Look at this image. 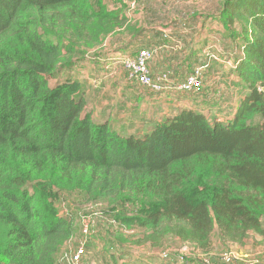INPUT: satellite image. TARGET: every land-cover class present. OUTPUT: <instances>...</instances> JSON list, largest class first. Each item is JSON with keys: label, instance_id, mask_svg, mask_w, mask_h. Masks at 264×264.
I'll list each match as a JSON object with an SVG mask.
<instances>
[{"label": "trees", "instance_id": "trees-1", "mask_svg": "<svg viewBox=\"0 0 264 264\" xmlns=\"http://www.w3.org/2000/svg\"><path fill=\"white\" fill-rule=\"evenodd\" d=\"M215 19L247 87L232 119L188 107L124 135L64 73L135 36L129 16L104 0H0V264H60L77 230L67 195L106 209L97 223L120 249L172 238L208 255L264 237V0H225Z\"/></svg>", "mask_w": 264, "mask_h": 264}, {"label": "rangeland", "instance_id": "rangeland-1", "mask_svg": "<svg viewBox=\"0 0 264 264\" xmlns=\"http://www.w3.org/2000/svg\"><path fill=\"white\" fill-rule=\"evenodd\" d=\"M104 1L111 9L119 8L128 15L130 24L139 31L124 38L116 34L109 36L97 51L107 56L91 51V56L85 57L86 61L79 63L77 69L64 73L76 79L81 77L80 81L86 83L88 112L96 113L95 118L100 120L110 112L115 117L111 122L113 128L124 135L136 136H144L159 121L188 107L209 114L211 119L216 117L223 122L232 119L247 87L236 70L241 53L223 35L222 25L216 23L215 17L219 16L225 0ZM144 48L156 51L149 62L153 77L170 71V77L179 80L194 68L207 66L203 87L189 94L174 91L159 94L146 89L133 67L124 61L134 58ZM99 80L102 84L96 87ZM52 83L56 84L57 80L53 79ZM103 88L104 93L100 92ZM60 209L63 216L72 214L77 225L76 235L57 254L60 264H73L74 252L84 241L88 258L95 264H196L202 259L208 264H264V237L255 232L243 245L216 244L208 255L172 238L165 250L135 245L120 249L101 234L97 223L102 215L107 216L106 209L90 206L76 195L63 198ZM112 226L117 228L114 223Z\"/></svg>", "mask_w": 264, "mask_h": 264}, {"label": "built area", "instance_id": "built-area-1", "mask_svg": "<svg viewBox=\"0 0 264 264\" xmlns=\"http://www.w3.org/2000/svg\"><path fill=\"white\" fill-rule=\"evenodd\" d=\"M155 52L156 51L152 50L151 48H144L141 49L140 52L134 56V58H128L124 60L133 67L136 77L139 78V82L146 89L159 94H163L165 91L166 93H172L171 91H174L175 93L189 94L196 92L203 87V72L204 69H207V66L204 65L194 68L191 72L179 80L172 79L170 77V71L162 72L158 76L153 77L150 73L149 62L154 58ZM109 58L112 59L113 56ZM114 64L116 63L114 62L113 65ZM84 232H88L87 227L85 228ZM86 257H88V255L86 241H84L83 244L78 246L74 252L72 258L73 264H95L91 260H86Z\"/></svg>", "mask_w": 264, "mask_h": 264}, {"label": "crops", "instance_id": "crops-1", "mask_svg": "<svg viewBox=\"0 0 264 264\" xmlns=\"http://www.w3.org/2000/svg\"><path fill=\"white\" fill-rule=\"evenodd\" d=\"M207 21H209V20H207ZM206 21V22H207ZM218 24V23H217ZM78 79H81V77H78ZM102 84V82L99 80L98 82H97V84H96V87H99L100 85ZM104 88L100 91V92H102V93H104ZM87 93V92H86ZM87 97V96H86ZM163 97V96H162ZM162 97H160V98H162ZM87 102H88V100H87ZM90 107V103L88 102V104H87V109ZM92 108H93V105H92ZM89 112H91L92 113V111H89ZM95 114L96 113H92V116H93V118L97 121V122H100V123H104V122H109L110 123V126H112V124H111V122H112V120H113V118H115L114 116H113V114L111 115V113L109 112V113H106L105 114V116H104V118L102 119V120H100L99 118H95ZM99 117H101V115L99 116Z\"/></svg>", "mask_w": 264, "mask_h": 264}]
</instances>
